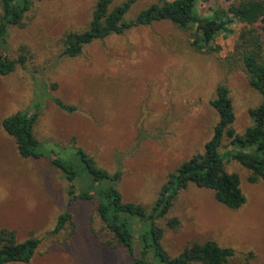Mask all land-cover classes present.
Returning <instances> with one entry per match:
<instances>
[{
	"label": "rangeland",
	"instance_id": "1",
	"mask_svg": "<svg viewBox=\"0 0 264 264\" xmlns=\"http://www.w3.org/2000/svg\"><path fill=\"white\" fill-rule=\"evenodd\" d=\"M156 1L138 0L126 18ZM96 2L36 0L25 26L10 30L7 54L17 57L26 45L29 55L24 67L0 75V229L14 230L20 241L32 235L42 239L29 263L11 264H131L132 259L125 247L107 243L110 233L97 212L98 201L70 198L64 174L48 158H22L4 130L6 116L31 108L36 94H42L37 80L50 85L51 95L76 106L66 112L42 94L37 138L63 145L75 138L100 166L121 171L118 188L126 201L147 208L171 172L204 152L219 121L211 104L219 85L230 90L238 133L253 124L250 109L262 102L243 71L221 65L236 32L217 38V52L204 53L192 47L188 31L163 20L95 40L77 57L63 55L66 34L88 27ZM216 2L224 3L211 0L200 8L206 11ZM233 28L238 32L241 24ZM230 148L225 137L220 152ZM225 167L240 174L245 204L230 209L213 190L190 185L174 200L168 218L180 224L166 229L163 245L176 256L211 239L235 250L224 264H264V179L250 182L248 170L235 160ZM65 212L70 220L52 233Z\"/></svg>",
	"mask_w": 264,
	"mask_h": 264
},
{
	"label": "trees",
	"instance_id": "2",
	"mask_svg": "<svg viewBox=\"0 0 264 264\" xmlns=\"http://www.w3.org/2000/svg\"><path fill=\"white\" fill-rule=\"evenodd\" d=\"M36 0H0V75H9L28 61V47L22 45L17 57H10V30L24 27L26 16ZM116 0H97L91 21L84 30H71L64 38L63 55L77 57L84 48L98 39L142 25L168 20L178 28L188 31L191 45L199 52L214 53L220 50L216 44L220 35L237 33L234 47L222 60L226 71L241 70L249 85L259 92L262 102L250 109L253 124L238 133L233 128L235 111L230 90L225 85L217 87V96L211 104L219 113L212 137L205 143L203 153L185 160L169 174L156 201L150 208L141 203L126 201L118 188L121 171L110 172L75 138L68 145L48 144L35 134V125L44 108L43 96H50L57 107L73 112L76 106L65 103L49 92V84L37 80L42 94L35 96L31 108L6 116L4 130L16 142L22 158H48L64 174L68 182L70 198L98 201L97 212L104 227L110 233L108 244L125 247L131 256V264H224L235 254L231 247H223L215 240H206L192 248L185 247L172 256L164 247L166 229L179 226L178 218H168L176 196L196 185L214 191L216 200L230 209L241 208L247 198L241 187L238 172H229L225 163L235 160L248 170L247 179L258 182L264 179V0H223L203 11L202 2L211 0H158L142 9L135 18L126 16L138 0H124L112 7ZM241 24L239 31L234 25ZM38 83L39 86H38ZM52 89L57 87L52 83ZM40 98V99H39ZM230 140V149L220 152L224 139ZM68 212L58 217L52 233H58L70 220ZM42 239L32 235L18 240L14 230L0 229V264L29 263Z\"/></svg>",
	"mask_w": 264,
	"mask_h": 264
}]
</instances>
